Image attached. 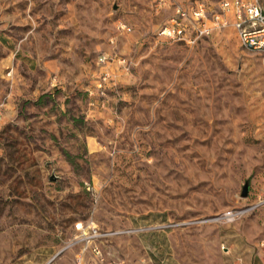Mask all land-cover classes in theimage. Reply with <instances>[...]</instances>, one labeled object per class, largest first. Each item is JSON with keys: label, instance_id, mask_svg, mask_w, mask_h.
<instances>
[{"label": "rangeland", "instance_id": "obj_1", "mask_svg": "<svg viewBox=\"0 0 264 264\" xmlns=\"http://www.w3.org/2000/svg\"><path fill=\"white\" fill-rule=\"evenodd\" d=\"M178 1L0 0V264L264 249V47L161 34Z\"/></svg>", "mask_w": 264, "mask_h": 264}, {"label": "built area", "instance_id": "obj_2", "mask_svg": "<svg viewBox=\"0 0 264 264\" xmlns=\"http://www.w3.org/2000/svg\"><path fill=\"white\" fill-rule=\"evenodd\" d=\"M219 9L212 11L210 16L211 7L205 0H197L191 7L178 1L171 23L161 29V34L179 39L188 38L191 42L232 24L245 46L253 49L264 47V0H221ZM189 25L195 30L194 36H186ZM3 121L4 112L0 107V123ZM83 262L78 257V264Z\"/></svg>", "mask_w": 264, "mask_h": 264}, {"label": "crops", "instance_id": "obj_3", "mask_svg": "<svg viewBox=\"0 0 264 264\" xmlns=\"http://www.w3.org/2000/svg\"><path fill=\"white\" fill-rule=\"evenodd\" d=\"M205 2L209 4L208 1L205 0ZM218 3H220V1ZM3 112H4V117H5V111H3ZM262 245H264V242H262ZM77 255H78L77 257H81V259H84V257H86L85 253H83L82 251L80 253H77ZM258 255H259L260 259L257 258ZM253 256L254 255L252 252H251V254L247 255L248 258L245 260V263H243V264H264V249H263V247H260L258 249V252L255 254L254 258H253ZM68 259H69V255L65 254L53 262H55V264H65L66 262H69Z\"/></svg>", "mask_w": 264, "mask_h": 264}, {"label": "water", "instance_id": "obj_4", "mask_svg": "<svg viewBox=\"0 0 264 264\" xmlns=\"http://www.w3.org/2000/svg\"><path fill=\"white\" fill-rule=\"evenodd\" d=\"M115 7H117V5ZM249 189H250V179H247L243 185L242 195L247 196L249 193Z\"/></svg>", "mask_w": 264, "mask_h": 264}]
</instances>
